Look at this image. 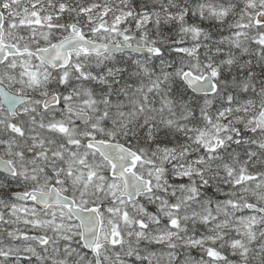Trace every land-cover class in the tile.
Segmentation results:
<instances>
[{
	"label": "snow or ice",
	"instance_id": "6c2138e0",
	"mask_svg": "<svg viewBox=\"0 0 264 264\" xmlns=\"http://www.w3.org/2000/svg\"><path fill=\"white\" fill-rule=\"evenodd\" d=\"M0 264H264V0H0Z\"/></svg>",
	"mask_w": 264,
	"mask_h": 264
}]
</instances>
